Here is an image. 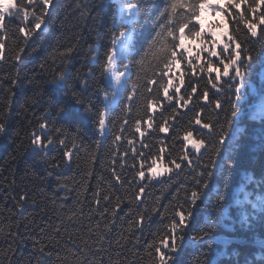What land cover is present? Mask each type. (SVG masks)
<instances>
[{
    "label": "trees",
    "instance_id": "16d2710c",
    "mask_svg": "<svg viewBox=\"0 0 264 264\" xmlns=\"http://www.w3.org/2000/svg\"><path fill=\"white\" fill-rule=\"evenodd\" d=\"M116 2L103 0L101 7L99 0H55L47 28L42 26L26 43L16 31L21 26L19 18L5 21L8 38L4 59L0 60V123L5 125V131L0 133V264H155L153 248L149 245H155L168 232L175 211L181 204L187 207L185 196L197 187L196 173L187 167L151 181H139L135 173L142 159L137 153L157 154L164 148L171 157L182 155L183 132L201 108L203 119L224 123V112L217 114L212 109L216 99L227 109L226 85H221L225 91L219 93L211 87L206 67L201 71L203 61L196 65L195 73L183 64L179 71L174 68L175 77L181 72L184 76L182 86L173 78V84L180 86L181 92L170 103L159 91L161 99L152 113L153 127L142 125L144 137L135 133L134 122L141 117L147 119L141 105L157 92L156 85H151L152 94L144 88L146 80L152 78L150 66L139 73L141 88L131 102V112H125L122 103L108 113L105 135L97 130L94 117L75 104L74 94L85 104L91 102L96 111L103 107V97L95 93L103 85L100 63L91 56L98 49L103 60L110 31L119 23L114 19ZM164 5L165 0L150 3L146 0L153 18ZM260 14L258 11L255 15ZM219 20L214 13L205 14V29ZM141 27L143 35L149 37L152 19L146 24L142 22ZM237 27L244 29L242 23L235 25L229 21L230 32ZM213 31L218 30L213 28ZM245 33L246 30L240 31L239 38L253 54L264 52V37L249 38ZM185 43L193 48L195 55V44ZM20 48L24 51L17 61L14 57ZM68 48L73 49L72 53L62 57L60 53ZM131 70L135 81L138 67L134 65ZM60 72L66 75L65 87L52 83ZM192 87L197 88L194 94ZM261 88H264V70L257 69L250 82L252 103L257 106ZM204 91H208L207 100L202 98ZM189 95L192 100L186 107L182 106L179 96L187 99ZM57 105L66 108L65 114L56 111ZM253 111L254 108H249L250 113ZM173 116L175 119H171ZM166 119L169 131L161 133L158 126ZM45 122L48 128L41 130L39 125ZM192 127L194 135H198L195 132L198 126ZM34 131L44 138H53L46 155L33 150ZM252 131L259 132L258 122ZM116 135L122 139L114 144ZM61 138L65 139L63 147L58 143ZM129 139L133 144L127 143ZM257 139L252 135L245 141L235 166L223 179H212V191L206 200L197 202L193 220L181 233L184 246L174 254L172 264H207L209 258L215 264H264L261 213L249 203L238 201L245 192L253 197L264 193L262 157L254 143ZM66 150L72 154L70 161L63 155ZM210 155V151L204 152L202 162L207 163ZM113 169L120 181L115 179ZM246 175H253V182L247 187L243 180ZM143 184L147 187L137 200L136 194ZM217 191L229 205L227 222L211 225L216 234L214 243L191 242L214 219L215 214L210 218L208 212L216 206ZM105 195L108 201L103 199ZM249 213L250 219L245 222ZM140 216L144 219L138 223ZM57 226L59 232L55 231Z\"/></svg>",
    "mask_w": 264,
    "mask_h": 264
},
{
    "label": "snow or ice",
    "instance_id": "6c2138e0",
    "mask_svg": "<svg viewBox=\"0 0 264 264\" xmlns=\"http://www.w3.org/2000/svg\"><path fill=\"white\" fill-rule=\"evenodd\" d=\"M148 2L150 3L151 0ZM99 5L103 6V0H99ZM54 7L55 0H0V60L4 59L8 38L6 20L19 18L21 26L16 31L22 34L26 43L36 34L37 30L42 29V26L47 28L48 17ZM262 9H264V0H251V2L250 0H165L163 9L159 10L153 18L152 13L146 7V0H117L114 19H118L119 23L110 31L109 44L103 54V60H100L98 49L93 50L91 56L93 61L100 63V78L103 85L97 87L95 93L97 97H103L101 101L103 107L96 111L91 102L85 104L78 96L75 94L73 96L75 104L81 106L86 114L94 117V124L103 136L106 133L107 115L114 107H119L123 103V110L131 112V102L141 88L139 73L150 66L152 78L146 80L144 88L146 92L152 94L151 85H156L157 92L155 95H150L141 105L147 119L141 117L134 122L135 133L144 137L145 131H142V125H147V128L153 127L154 116L152 113L160 103L159 91L162 90L163 99L170 103L181 92V87L173 84L174 68L179 71L183 64L190 67L195 73L196 65L203 61L204 67H201V71H204L206 67L211 87L219 93L225 91L221 85H226L227 109L224 108L220 99L215 100L212 109L217 114L221 111L224 112L223 124H220L218 119L215 122L212 119H203L204 109L201 108L188 122L190 127L183 132L182 155L171 157L164 148H161L157 154L146 155L144 152L136 154L142 158L135 173V177L139 181L156 180L165 174H172L175 170H183L184 167L192 169L197 177L195 180L197 187L185 196L187 207L181 204L174 213L168 232L155 245H149L153 248L155 264H172L174 254L179 253L184 246V237L181 233L193 220L197 202H203L208 198L212 191L211 181L214 177L223 179L235 166L236 157L244 148L245 141L252 135L258 137L254 143L260 148L261 168L264 169V88L260 89L258 106L252 103L253 98L250 92L253 74L257 69L264 70V52L254 55L253 50L246 46V42L239 38V32L243 30H246L245 34L249 38L264 37V27H262L264 26V11ZM258 11L261 14L257 17L255 14ZM213 13L220 20L205 29V14ZM149 19H152L153 22L152 33L149 37H145L141 23L146 24ZM230 20L235 25L242 23L244 29L237 27L230 32ZM213 28L218 31H213ZM186 41L195 44V55H193V48L186 45ZM197 41L199 43H196ZM23 51V48L19 49L14 57L15 60H21L20 53ZM72 51V48H68L60 55L67 56ZM205 54L207 55L205 56ZM137 56L139 59L136 58ZM212 58L215 60L213 61ZM134 65L138 67L135 81L132 79L131 70ZM212 73H215L214 77H212ZM165 77H167L166 82L164 81ZM175 79L179 85L184 84L182 72ZM52 83L59 87H65V73L60 72ZM84 84L87 86V81H84ZM170 88L173 89L171 93ZM191 92L196 93L197 88L192 87ZM192 98L191 95L187 99L184 96H179L184 107ZM202 98L207 100L208 91L203 92ZM175 106L173 105V107ZM249 108H254L255 111L250 113ZM56 111L63 115L66 108L57 105ZM171 119H175V117L173 116ZM257 122L259 123V132L254 133L252 126ZM127 123L128 120L125 119L123 124ZM166 124L167 119L158 126L161 133L169 131ZM217 125H219L218 128ZM192 126H198L195 129L198 135H194ZM39 128L45 130L48 128V124L41 123ZM4 131L5 125L0 123V133ZM59 131L57 129V132ZM31 136L33 150L46 155L45 150L53 145V138L51 136L44 138L35 131L31 133ZM121 139L120 135H116L113 143L115 144ZM58 143L63 147L65 139H59ZM127 143L133 144V140L129 139ZM72 147H76L75 143L72 144ZM142 147H147V145L142 144ZM206 151H210L211 155L208 162L203 163L201 157ZM63 155L68 158V161L71 160L70 151H64ZM124 155H127V152ZM55 166L58 167V165ZM113 175L117 181H120V176L115 173L114 169ZM243 180L247 187L252 184L253 175H246ZM146 187V184L139 187V192L135 197L137 200L141 198ZM96 195L99 197V193ZM21 199L23 200L25 197L22 196ZM103 199L108 201L109 197L105 195ZM216 201V206L208 212L210 218L215 214L214 219H210L209 226L194 235L191 242L199 241L202 244L215 242L216 234L211 225L227 222L229 215V205L225 203V197L219 191L216 192ZM96 203L99 205L100 200L97 199ZM250 203L253 210L259 209L260 223L264 226V198ZM107 211L108 209L105 208L104 212ZM250 216L251 213L244 218L245 222L250 219ZM143 219L144 217L140 216L137 222L140 223ZM59 230V226H57L55 231L59 232ZM207 264H215V262L209 258Z\"/></svg>",
    "mask_w": 264,
    "mask_h": 264
},
{
    "label": "rangeland",
    "instance_id": "374dc122",
    "mask_svg": "<svg viewBox=\"0 0 264 264\" xmlns=\"http://www.w3.org/2000/svg\"><path fill=\"white\" fill-rule=\"evenodd\" d=\"M260 198H264V193L261 194L260 196L253 197V196L249 195L247 192H245L243 198L241 200H238V201L241 204H243V203H249L251 205L250 202H255L256 200H258Z\"/></svg>",
    "mask_w": 264,
    "mask_h": 264
}]
</instances>
